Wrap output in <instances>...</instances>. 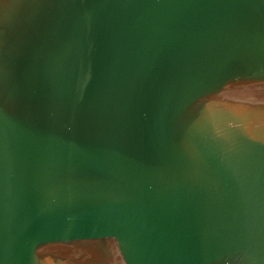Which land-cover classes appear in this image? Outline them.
<instances>
[{"label": "water", "instance_id": "1", "mask_svg": "<svg viewBox=\"0 0 264 264\" xmlns=\"http://www.w3.org/2000/svg\"><path fill=\"white\" fill-rule=\"evenodd\" d=\"M0 264H264V0H0Z\"/></svg>", "mask_w": 264, "mask_h": 264}]
</instances>
